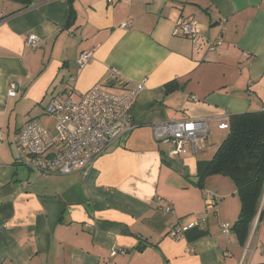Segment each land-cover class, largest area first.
Returning <instances> with one entry per match:
<instances>
[{"label":"crops","instance_id":"1","mask_svg":"<svg viewBox=\"0 0 264 264\" xmlns=\"http://www.w3.org/2000/svg\"><path fill=\"white\" fill-rule=\"evenodd\" d=\"M73 10L67 28V0L28 8L0 0V264H264V192L241 246L231 232L240 212L234 183L215 175L196 187L198 162L227 135L217 120L264 111V0H74ZM178 19L194 21L202 41L223 44L194 50L174 34ZM30 35L39 41L34 51ZM83 51L91 59L79 70ZM112 70L120 77L110 83ZM170 82L179 88L167 93ZM139 83L134 130L85 176L44 177L17 156L12 137L49 117L52 98L72 91L78 100L93 87L120 94ZM204 118L210 130L197 153L171 157L173 145L153 139L156 124ZM210 197L215 206L206 209ZM192 224L206 234L167 235Z\"/></svg>","mask_w":264,"mask_h":264},{"label":"built area","instance_id":"2","mask_svg":"<svg viewBox=\"0 0 264 264\" xmlns=\"http://www.w3.org/2000/svg\"><path fill=\"white\" fill-rule=\"evenodd\" d=\"M224 24L225 22H220L221 31L225 30ZM126 25L128 24L122 26ZM174 34L187 37L194 50H199L202 43H205L208 51H214L223 44L222 38L202 41L194 21L176 20ZM25 40L31 50L38 48L39 41L34 36L30 35ZM90 59V52H81L75 61L77 68L84 69ZM119 77L118 72L112 70L108 74V81L116 82ZM143 86V83H139L120 94H111L101 87H93L80 95L78 100L72 97V91H68L65 97L52 98L44 112L54 120L55 134L50 136L39 121L30 120L12 137L17 156L27 158L25 165L44 177L77 172L85 176L114 143L134 130L131 112L138 96L145 89ZM16 91L17 85L11 83L8 96L15 97ZM193 98L196 100V97ZM210 121V118H204L156 124L151 128L152 136L156 143L173 145L169 153L171 157L185 154L189 150L197 153L205 148ZM228 127L226 119L217 120L218 130L227 131ZM5 139L6 136L0 131V146ZM214 206V198L205 200L206 209ZM169 211V207L164 208L165 213ZM197 226H176L169 229L167 235L175 241H180L184 238L186 229ZM222 227L224 232L229 233L228 226ZM116 253L117 250L113 249L110 257H114Z\"/></svg>","mask_w":264,"mask_h":264},{"label":"trees","instance_id":"3","mask_svg":"<svg viewBox=\"0 0 264 264\" xmlns=\"http://www.w3.org/2000/svg\"><path fill=\"white\" fill-rule=\"evenodd\" d=\"M10 1V0H9ZM28 8L34 0H11ZM69 4L68 28L74 22V0ZM176 82L165 86L167 93L176 91ZM227 135L209 161L198 162L196 187L203 188L210 176H222L231 180L240 202L237 222L231 227L239 245L246 243L264 192V111L246 112L231 115L228 120ZM206 233L189 231L191 240L203 237ZM141 250L140 247H138Z\"/></svg>","mask_w":264,"mask_h":264},{"label":"rangeland","instance_id":"4","mask_svg":"<svg viewBox=\"0 0 264 264\" xmlns=\"http://www.w3.org/2000/svg\"><path fill=\"white\" fill-rule=\"evenodd\" d=\"M40 123L44 127V129L49 133L50 136L55 134L54 131V120L51 117H44L40 120Z\"/></svg>","mask_w":264,"mask_h":264}]
</instances>
